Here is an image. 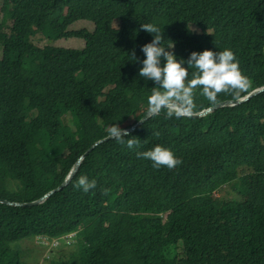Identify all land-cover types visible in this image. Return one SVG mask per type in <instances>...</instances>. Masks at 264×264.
<instances>
[{
    "label": "trees",
    "instance_id": "1",
    "mask_svg": "<svg viewBox=\"0 0 264 264\" xmlns=\"http://www.w3.org/2000/svg\"><path fill=\"white\" fill-rule=\"evenodd\" d=\"M78 20L93 25L72 27ZM143 23L160 28L165 47L175 43L178 59L232 49L251 81L239 97L264 85V0H0V199L40 198L109 127L145 116L156 84L139 77L141 48L154 39ZM195 104L214 105L199 90ZM128 133L138 149L99 143L42 202L0 201V264H30V247L12 242L72 232L66 255L46 264H264V91L202 116H151ZM157 144L183 163L156 169L137 157ZM81 175L97 187L77 189ZM232 182L237 198L214 196Z\"/></svg>",
    "mask_w": 264,
    "mask_h": 264
},
{
    "label": "clouds",
    "instance_id": "2",
    "mask_svg": "<svg viewBox=\"0 0 264 264\" xmlns=\"http://www.w3.org/2000/svg\"><path fill=\"white\" fill-rule=\"evenodd\" d=\"M141 28L154 35V39L141 48L146 58L143 59L142 67L139 70V77L154 81L156 84L147 98L149 115L164 114L166 119L190 118L196 110L197 90L210 104H216L221 94L239 97L250 87L251 81L242 71L239 60L232 49L193 51L185 61L183 58L178 59L175 52L170 50L174 49L175 43L169 44L167 47L163 45V33L157 25L143 23ZM131 56L133 61L139 59L134 51ZM162 60L165 62L162 63ZM107 134L120 144L126 143L129 149L140 147V140L136 136H131L118 123L109 127ZM152 135L158 138L161 134L158 131H153ZM126 137L127 140H125ZM136 155L138 158L150 160L156 169L167 167L171 170L183 163L182 159L177 157L170 148L161 144L146 151H137ZM75 187L82 188L84 193H88L97 187V181L89 180L87 176L81 175ZM109 192L110 189H102L104 195ZM73 236H75V232L53 239L43 236L38 240L40 243H44V246L61 240V243L70 244Z\"/></svg>",
    "mask_w": 264,
    "mask_h": 264
},
{
    "label": "rangeland",
    "instance_id": "3",
    "mask_svg": "<svg viewBox=\"0 0 264 264\" xmlns=\"http://www.w3.org/2000/svg\"><path fill=\"white\" fill-rule=\"evenodd\" d=\"M91 24L92 22L87 20H78L73 24L72 27L77 26H83L88 24ZM119 28V23L117 20H114L112 23V31L111 33H114ZM7 31V30H6ZM1 43H0V54L2 49V39L4 38V32L0 37ZM32 40L34 43H36L39 46L44 45L47 42V39L44 37V35L41 32H37L35 35L32 36ZM57 45L64 46V47H82L84 45V40L80 38H60L55 41ZM67 120L70 119V114L66 115ZM236 189L234 188V184L227 183L223 185L218 191L214 192V196L220 197V198H237L238 195L236 193ZM62 241V240H61ZM61 241H54L53 243H49L48 246H44V243H40L38 239H23L18 242H12L11 247H16L17 245H21L22 247H30L29 253L27 254V258L30 261V264H46L48 261L45 260V258L50 256L55 257H64L66 255V252L68 250L67 245H62ZM61 243V244H60ZM66 246V247H65Z\"/></svg>",
    "mask_w": 264,
    "mask_h": 264
},
{
    "label": "water",
    "instance_id": "4",
    "mask_svg": "<svg viewBox=\"0 0 264 264\" xmlns=\"http://www.w3.org/2000/svg\"><path fill=\"white\" fill-rule=\"evenodd\" d=\"M264 91V85L260 86V87H257L255 89H253L252 91H250L249 93L245 94L244 96L242 97H239L237 99H234V100H224L222 102H218L208 108H205L199 112H194L192 116H202V115H205L206 113H209L210 111H212L213 109L217 108V107H220V106H223V105H236V104H239L241 102H244L246 100H248L251 96L255 95V94H258L260 92ZM149 117H151V115H149V113L147 112L145 114V116H143L140 120H138L137 122H135L133 125L127 127V128H124L126 129L128 132L134 130L135 128H137L141 123H143L145 120H147ZM111 137L109 136H106L105 138H102L98 141H96L94 144L91 145V147L82 155L80 156L76 162L73 164V166L71 167L70 171L68 172L67 176L65 177V179L59 184V186H57L56 188L48 191L47 193H45L43 196H41L40 198L36 199V200H33V201H29V202H11L9 200H5V199H0L1 202H5L7 204H13V205H35V204H38L40 203L41 201H43L44 199H46L47 197H49L52 193H54L55 191L57 190H60L62 189L64 186H66L70 180L72 179V177L76 174L80 164H81V161H82V158L84 155H86L87 153H89L96 145H98L99 143L105 141V140H108L110 139Z\"/></svg>",
    "mask_w": 264,
    "mask_h": 264
},
{
    "label": "bare ground",
    "instance_id": "5",
    "mask_svg": "<svg viewBox=\"0 0 264 264\" xmlns=\"http://www.w3.org/2000/svg\"><path fill=\"white\" fill-rule=\"evenodd\" d=\"M75 162H76V161H75ZM75 162H74V163H75Z\"/></svg>",
    "mask_w": 264,
    "mask_h": 264
}]
</instances>
